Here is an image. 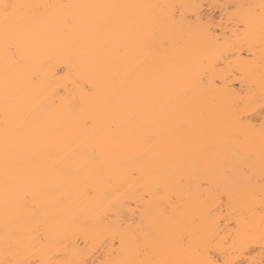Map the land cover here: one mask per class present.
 <instances>
[{
	"label": "snow or ice",
	"instance_id": "snow-or-ice-1",
	"mask_svg": "<svg viewBox=\"0 0 264 264\" xmlns=\"http://www.w3.org/2000/svg\"><path fill=\"white\" fill-rule=\"evenodd\" d=\"M0 264H264V0H0Z\"/></svg>",
	"mask_w": 264,
	"mask_h": 264
}]
</instances>
